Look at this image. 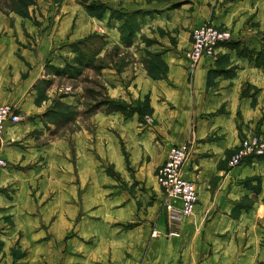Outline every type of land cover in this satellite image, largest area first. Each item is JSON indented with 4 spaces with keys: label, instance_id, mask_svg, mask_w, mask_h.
<instances>
[{
    "label": "crops",
    "instance_id": "crops-1",
    "mask_svg": "<svg viewBox=\"0 0 264 264\" xmlns=\"http://www.w3.org/2000/svg\"><path fill=\"white\" fill-rule=\"evenodd\" d=\"M262 1L175 0L163 7L139 5L136 9L146 12L143 29L161 27L168 33L160 38L154 33L159 41L152 48L166 64V73L153 78L139 64L131 85L112 68L104 70V77L112 98L132 102L148 97L152 120L144 123L137 113L127 118L121 112L94 115L95 134H74L72 161L66 158L68 152L64 154L63 140L38 145L29 136L31 130L44 128L39 118L42 108L34 104V86L44 77L46 64L62 57L68 42L84 30H96L93 18L80 5H65L60 22H50L52 12L36 16L39 28L28 20L26 36L20 32L22 22L15 20L11 26L0 20V104H13L25 117L20 123H7L0 140V156L9 162L0 171V264H264V161L248 158L238 166L229 165L232 151L244 134L260 127L261 118L264 129V68L226 46L218 49L225 57L202 58L194 69L186 55L191 30L206 22L229 29L233 41L258 50L264 33ZM175 2L180 3L178 8L171 7ZM101 22L110 31H105L107 41L119 43L114 34L117 20L106 16ZM169 34L177 35L176 45H170ZM221 70H229L228 75ZM244 89L251 90L242 95ZM62 100L77 103L78 95ZM176 144L189 146L182 174L198 190L193 213L180 222L168 219L156 176ZM37 162L42 165H34ZM107 164L120 179L104 172ZM60 168L64 171L58 172ZM47 172L56 176V206H67L65 215L56 218L54 239L49 241L46 230L31 227L33 202L28 195L32 181ZM254 174L262 179L258 194L244 182ZM43 178L46 186L51 180ZM122 182L144 185L154 198L139 218ZM103 184L110 185L107 198L100 191ZM10 186L20 188L12 198L6 194ZM80 189L85 191L81 196L85 213L104 203L98 224L82 225L86 217L80 222ZM7 216L22 219L26 228H5ZM132 220L138 225L123 226ZM18 236L17 247L26 255L14 259L10 250ZM79 249L86 253L82 261H78Z\"/></svg>",
    "mask_w": 264,
    "mask_h": 264
},
{
    "label": "rangeland",
    "instance_id": "rangeland-1",
    "mask_svg": "<svg viewBox=\"0 0 264 264\" xmlns=\"http://www.w3.org/2000/svg\"><path fill=\"white\" fill-rule=\"evenodd\" d=\"M174 1L175 0H89L88 2H84L82 0H0V20H5V22L8 21L11 26L15 20L22 22V30L20 32L22 34L24 33L25 36L29 35L27 33L29 30L26 28V23L28 20L33 26L39 28L41 21L36 19V16H47V12H52V15L49 17L52 19L50 22H52V24L56 22V20L60 22L61 7H64L65 5H80L84 13L93 18L91 20H94L96 24V30L94 32L86 33L87 31L84 30V34L82 36L74 39L71 42H68L69 44L65 46L67 47L66 50L62 52V57L56 59L54 64L50 62L46 64L44 77L40 80L38 86L37 84L34 86L36 92L34 104L41 106L42 108L39 113V118L44 124L43 127L45 128L33 129L28 133L29 136H31V138L34 140L35 144L40 145L58 141L60 142V140H63L64 148L67 149V151L64 149V154L65 152H68L66 158L68 161H72V159L75 157L76 145V137H74V134L76 136L77 133H84L86 131L91 134H95L97 130V124L92 122L91 118L100 112L108 113L105 111L104 107L92 109L91 106L94 104L92 97L85 93L87 88H94L103 94L110 96L108 94V87L106 86L104 70L109 68L115 69L117 74L122 76V81L129 85H131L132 79L134 77L135 65H142V67L147 70V73L150 76H160L164 73L165 66L161 62L160 58L156 55L154 50H152V48L158 43V37H163L168 35V33L164 28L161 27H158L156 30L152 28L149 30L146 28L143 29L141 26L146 12L143 9L139 10L136 8L139 5H154L155 7H163ZM262 2V8H264V0ZM87 3L100 4L105 10H103V12H101V10L89 12L86 9ZM179 6L180 3L175 2L171 4L172 8H178ZM135 12H139V14L134 15ZM120 15H123V17H118ZM57 16L58 18L56 19ZM106 16L113 20L116 19L118 22V26L116 27L114 34L118 36L120 40L119 43L110 44L106 39L107 34L105 35V31H110H108L107 27L101 22ZM193 29L191 30V34ZM71 31H74V28H72ZM150 32L152 34H150ZM177 32L178 29H175L176 34ZM154 33H157L158 37L157 35L154 36ZM129 34L132 36L129 37ZM38 36H42V34L39 33ZM169 37L170 45H176L177 35L171 36L169 34ZM79 40L84 42L82 45H80V47L83 49V53H85V60L89 62L87 66H81L77 63V61H75L76 53L73 51L72 43L78 42ZM263 40L264 33L260 40L259 49L262 47ZM64 42H66V40H64ZM67 63H69L73 68L69 71V73L60 75L55 72L56 68L62 69ZM97 66L102 67L101 69H96ZM250 90L251 89L247 91V89H244L242 90L241 94L243 95L249 93ZM69 95H78V102L68 103L62 100V98ZM148 101V97H145L144 99H137L132 102L126 101L134 105V108L139 113H137L138 119L144 123H150L152 120L148 119L151 117V111L149 107L150 103H148ZM20 115L21 119L18 123L25 119L24 115L21 113ZM262 120L263 119L261 118L260 122H258L260 127L256 128L250 134H254L264 139V129L261 130ZM245 135L246 134H244L243 137ZM236 148L232 151V153L236 150ZM262 159V161H264V157ZM10 164H14L17 167L20 166L23 168L21 165L13 162H10ZM34 165L42 164L37 162L36 164L34 163ZM63 168H65L64 165ZM63 168L58 169V172H63ZM104 169V172L110 177H113L116 180L120 179L119 174L111 167V165L107 164ZM98 170H100V168H98ZM43 176H46L45 181L48 179L51 180L48 181L46 186L42 183L44 180ZM55 179V174L51 175L50 172H47L41 177L36 178V180H33L28 191V195L32 200L30 201L31 203L33 202V206L30 205L31 210H29L34 218V223L31 227L34 229L46 230V241L54 239L52 236V228L56 218L60 215L64 216L65 214L63 213L67 212V206L65 204H63L62 209L59 206H56L58 204L55 203V201L56 197L59 196L57 193L59 189L55 186ZM261 180L260 174H254L246 177L244 182L247 187L253 191V193L258 194L261 191ZM122 183L125 185V191L129 195V198H132L135 201L133 202V206L136 209L134 215L135 218H139V214L142 211L147 212L148 207L149 205H152L154 198L148 194L149 191L144 185H139V183L134 182L131 184L125 182ZM103 185L104 186L100 191L105 193L104 198H107L106 195L108 194L109 196V193H112L108 190V186L110 185ZM104 188L106 190H104ZM19 189L20 188L16 186H10L7 189V197L12 198V194L15 195L18 193L16 191ZM83 193H85V191L80 189V200L78 204L80 211L79 220L81 222L82 217H86V219L81 222L82 225L86 224L87 226H91L95 223L98 224V222L103 219L104 211L101 209L104 207V203L95 204V207L92 206L89 209H85L87 210V213H85V211L82 209L84 206L81 198ZM146 195H148V197ZM26 213L28 212L26 211ZM5 219V228H26L22 219H14L13 216H7ZM136 225H138V222L132 220L123 226L126 228H134ZM20 240L21 237H16L13 248L10 250V254L14 257V259L26 255V251L20 250V248L17 247ZM77 252L79 257L78 261L84 260L82 258L86 255V253L84 254L81 249H79Z\"/></svg>",
    "mask_w": 264,
    "mask_h": 264
},
{
    "label": "built area",
    "instance_id": "built-area-1",
    "mask_svg": "<svg viewBox=\"0 0 264 264\" xmlns=\"http://www.w3.org/2000/svg\"><path fill=\"white\" fill-rule=\"evenodd\" d=\"M232 39L227 28L206 22L193 29L191 47L186 55L194 69L202 58H216L221 44ZM21 115L18 108L5 103L0 105V140L3 139L7 123H18ZM149 120L152 118L149 117ZM264 156V139L254 134H247L241 140L229 159L230 167H235L246 159ZM189 157L188 144L173 145L166 160L157 169L158 184L162 190L163 206L170 221L180 222L191 215L198 202V190L194 181L183 177L182 169ZM8 160L0 156V171L8 166ZM153 234H157L156 230Z\"/></svg>",
    "mask_w": 264,
    "mask_h": 264
},
{
    "label": "trees",
    "instance_id": "trees-1",
    "mask_svg": "<svg viewBox=\"0 0 264 264\" xmlns=\"http://www.w3.org/2000/svg\"><path fill=\"white\" fill-rule=\"evenodd\" d=\"M86 9L89 12H93L96 10H101V12H103V10H105L102 5L94 4V3H92V4L87 3ZM137 14H139V12L134 13V15H137ZM118 17L122 18L123 15L122 16L120 15ZM131 36L132 35L129 34V37H131ZM83 43L84 42L80 41V40L78 42H74V43H72V48H73V51L76 53L75 61H77V63L80 64L81 66H87L89 64V62L87 60H85V53H83V49H81V47H80V45H82ZM221 45L228 47L232 51H235L236 54L240 57H245L249 61H254L256 66L264 68V40H263L261 49H258V50L249 48V46L245 42H242V41L230 40L228 42H224ZM156 55L160 58L159 54L156 53ZM222 57H225V56H223V55H221V53H219L217 55V61H219L220 58H222ZM160 60H161V58H160ZM161 62L165 66V71L160 76L151 75L153 78H160V77L165 75L167 66L162 60H161ZM101 67L102 66H97L96 69H101ZM72 69H73L72 66L69 63H67L65 65V67L62 69L56 68L55 72L57 74L61 75V74L69 73V71ZM221 71L223 73H225V75H228V73H229V70L228 71L221 70ZM85 93L87 95H89L90 97H92V100L94 103L91 106L92 109H99L101 107H104L105 111H107L108 113L121 112L123 114V116L126 118L132 116L135 113H138V111L134 108V105L124 101L123 99L112 98V97L105 95L102 92H100L99 90H96L94 88H87L85 90ZM148 103H149V101H148ZM149 107H150V104H149ZM150 111L152 112L151 107H150ZM263 157L264 156L260 157L259 159H262Z\"/></svg>",
    "mask_w": 264,
    "mask_h": 264
},
{
    "label": "water",
    "instance_id": "water-1",
    "mask_svg": "<svg viewBox=\"0 0 264 264\" xmlns=\"http://www.w3.org/2000/svg\"><path fill=\"white\" fill-rule=\"evenodd\" d=\"M82 1H84V2H88L89 0H82Z\"/></svg>",
    "mask_w": 264,
    "mask_h": 264
}]
</instances>
